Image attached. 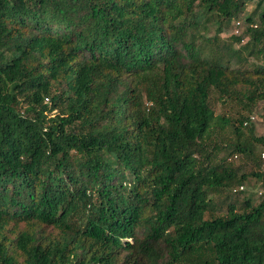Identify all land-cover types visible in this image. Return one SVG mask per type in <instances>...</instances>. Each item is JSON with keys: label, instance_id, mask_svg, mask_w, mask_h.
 <instances>
[{"label": "trees", "instance_id": "obj_1", "mask_svg": "<svg viewBox=\"0 0 264 264\" xmlns=\"http://www.w3.org/2000/svg\"><path fill=\"white\" fill-rule=\"evenodd\" d=\"M250 1L0 0V264H264Z\"/></svg>", "mask_w": 264, "mask_h": 264}, {"label": "rangeland", "instance_id": "obj_2", "mask_svg": "<svg viewBox=\"0 0 264 264\" xmlns=\"http://www.w3.org/2000/svg\"><path fill=\"white\" fill-rule=\"evenodd\" d=\"M256 0H252L249 2V4L247 5V9H246V13L244 14L243 17H241V19L239 20L242 25L241 26H238L236 24V21L234 23H232V26L230 27L229 30L227 31H222L220 33V35L217 37V41H216V45L220 44H224V45H230L232 40L230 38V36L232 34L234 35H239L243 29V25H244V22H245V18L247 17V14H249V12L252 10V8L254 7L255 5V2ZM206 37H209V38H213L215 36V28H212L210 29V31L206 32ZM215 45V46H216ZM233 48L235 50H240L241 49V44L239 43H233ZM222 51H225L224 48H222ZM246 58H248L246 60V62L243 64V67L244 68H248V69H258V68H264V61L259 59V58H256V57H247V55H245ZM230 66L235 68V67H238L240 66V64L237 63L236 61V58H232L231 61H230ZM212 106L214 108V111L216 114H222V115H226L230 118H232L234 121L242 114V115H247V113L242 109L241 106L235 104V103H232V102H229V103H224L222 104L221 102H218L216 100L215 97H213L212 99ZM256 116H257V123L255 124L256 126V130H257V133L259 135H263L264 134V106L263 104H260L256 110ZM228 136L231 138V134L229 132V134H226L225 137L228 139ZM214 140H218L217 138H214ZM258 152H261L262 154V158H263V153H264V149L262 148H258ZM221 155V154H220ZM239 158V157H238ZM236 158V156H229L228 157V161L229 162H232L235 164V165H243L245 167V170L248 171L250 170V165L252 163H250V161H248L247 159L245 158ZM244 192L239 194L240 197H244V196H254L256 197L257 199H259L261 197V192L263 191V187L260 183H257L255 180H251L249 184H246L244 186ZM238 196V195H237ZM235 198V196H232ZM221 198H224V196H221ZM234 198H231L229 200L230 203L234 202ZM218 213H225L226 212V205H224L222 208L220 207L219 211H217ZM36 231L40 234V235H46V234H56L57 231H55L54 229H51V228H47V227H44V226H38L36 228ZM10 236L12 238H14V234L10 233Z\"/></svg>", "mask_w": 264, "mask_h": 264}, {"label": "built area", "instance_id": "obj_3", "mask_svg": "<svg viewBox=\"0 0 264 264\" xmlns=\"http://www.w3.org/2000/svg\"><path fill=\"white\" fill-rule=\"evenodd\" d=\"M236 24L239 25L240 23L237 22ZM251 119L254 120V119H255V116H252ZM246 124H247V122L245 123V125H246ZM263 157H264V154H263ZM239 190H244V187H240Z\"/></svg>", "mask_w": 264, "mask_h": 264}]
</instances>
